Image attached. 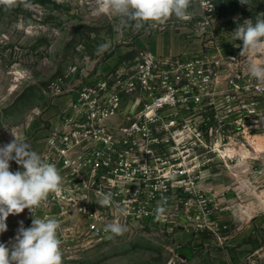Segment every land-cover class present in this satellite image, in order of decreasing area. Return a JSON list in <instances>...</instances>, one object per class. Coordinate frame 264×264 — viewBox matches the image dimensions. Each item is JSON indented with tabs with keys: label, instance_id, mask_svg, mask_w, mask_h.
<instances>
[{
	"label": "rangeland",
	"instance_id": "1",
	"mask_svg": "<svg viewBox=\"0 0 264 264\" xmlns=\"http://www.w3.org/2000/svg\"><path fill=\"white\" fill-rule=\"evenodd\" d=\"M31 2L30 9L0 6V146L13 133L40 154L60 103L69 98L54 93L52 84L67 81L74 67L69 88L87 74L133 62L141 51L163 56L157 49L167 43L179 50L174 57L218 54L225 63L222 78L242 86L239 92L226 88L230 102L221 97L218 108L197 121L202 130L172 131L164 145L167 137L159 135L153 164L158 170L169 165L170 184L162 179L148 188L106 189L110 207L99 205L97 193L42 202L35 216L60 221L63 264H264V94L253 89L264 83L249 75L242 41L233 38L238 25L264 17V0H211L212 11L193 0L190 20L173 17L140 30L121 29L111 15H92L94 0ZM10 170L23 169L13 160ZM80 187L75 189L85 190ZM152 187L158 189L154 195ZM161 205L166 211L157 219ZM96 211L98 218L91 216ZM117 220L127 231L111 236L104 226ZM21 221L31 226L28 209L8 217L0 242L11 247Z\"/></svg>",
	"mask_w": 264,
	"mask_h": 264
},
{
	"label": "built area",
	"instance_id": "2",
	"mask_svg": "<svg viewBox=\"0 0 264 264\" xmlns=\"http://www.w3.org/2000/svg\"><path fill=\"white\" fill-rule=\"evenodd\" d=\"M224 64L218 54L165 57L144 50L133 62L125 60L92 77L87 74L70 88L66 84L77 67L66 75L67 81H54L53 92L69 98L60 103L58 121L45 138L41 156L56 164L66 191L48 198L102 197L115 186L148 188L162 179L170 184L173 180L165 175L169 165L158 170L153 164L161 142H169L172 131H200L197 121L218 108L221 97L230 102L226 88L242 90L236 78H222ZM253 89L264 94L261 84ZM160 134L167 137L164 142ZM76 185L85 190L77 191ZM148 191L155 193L154 187ZM99 215L91 212L92 217Z\"/></svg>",
	"mask_w": 264,
	"mask_h": 264
},
{
	"label": "clouds",
	"instance_id": "3",
	"mask_svg": "<svg viewBox=\"0 0 264 264\" xmlns=\"http://www.w3.org/2000/svg\"><path fill=\"white\" fill-rule=\"evenodd\" d=\"M249 5V0H239ZM208 11L213 10L211 0H201ZM193 0H94L92 15H111L119 22L121 29L140 30L145 25L161 26L175 17L180 21L191 19L189 9ZM0 6L11 9L22 6L33 7L31 0H0ZM233 38L242 41L240 56L248 60L247 70L255 80L264 83V17L258 16L255 23L248 20L233 31ZM106 48L107 45H101ZM14 139L0 146V234L8 230L6 223L10 215H19L28 209L32 216L31 226L25 228L23 221L11 247L0 242V264H63L62 240L59 236L60 221L55 218L36 217L35 212L49 194L66 191L64 178L55 163L44 159L32 150L26 140ZM21 166L22 171H11L10 161ZM113 204L112 193L103 194L101 207ZM125 210L121 209V213ZM163 205L156 209V218L165 213ZM111 236H121L127 226L118 220L104 226ZM111 238V237H110Z\"/></svg>",
	"mask_w": 264,
	"mask_h": 264
},
{
	"label": "crops",
	"instance_id": "4",
	"mask_svg": "<svg viewBox=\"0 0 264 264\" xmlns=\"http://www.w3.org/2000/svg\"><path fill=\"white\" fill-rule=\"evenodd\" d=\"M174 46H172L170 43L165 44L161 48L157 49V53L160 55H163L165 57H170V56H176L179 52ZM45 145V144H44ZM45 146L41 147L40 155L43 153Z\"/></svg>",
	"mask_w": 264,
	"mask_h": 264
}]
</instances>
